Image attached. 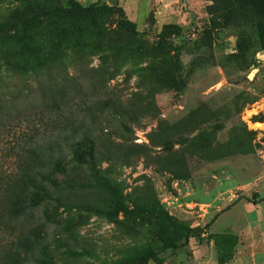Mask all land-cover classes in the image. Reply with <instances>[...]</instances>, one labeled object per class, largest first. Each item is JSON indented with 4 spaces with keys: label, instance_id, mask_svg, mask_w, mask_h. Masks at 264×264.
<instances>
[{
    "label": "rangeland",
    "instance_id": "374dc122",
    "mask_svg": "<svg viewBox=\"0 0 264 264\" xmlns=\"http://www.w3.org/2000/svg\"><path fill=\"white\" fill-rule=\"evenodd\" d=\"M71 1L0 0V35ZM75 1L99 5L0 39V170L16 167L21 144L55 139L61 112L97 116L95 163L68 173L111 182L124 206L52 189L72 228L47 223L44 208L16 222L50 245L22 263L140 264L159 252L165 264H220L233 252L225 264H264V0ZM191 230L187 246L163 251Z\"/></svg>",
    "mask_w": 264,
    "mask_h": 264
},
{
    "label": "trees",
    "instance_id": "16d2710c",
    "mask_svg": "<svg viewBox=\"0 0 264 264\" xmlns=\"http://www.w3.org/2000/svg\"><path fill=\"white\" fill-rule=\"evenodd\" d=\"M99 2L84 6L72 0L66 7H54L31 15L22 14L14 20L15 32L11 35H0V39L15 38L18 28L41 19H58L74 16L79 12L95 10ZM256 23L260 38L261 50H264V11L256 13ZM100 113L105 115L104 111ZM79 118V120H78ZM86 117L61 112L62 128L55 139L21 144L14 149L13 163L16 167L10 171L0 170V264H23L21 252H40L48 257L50 245L36 230L16 229V222L29 221L35 217L37 210L44 208L43 218L49 224L62 226L63 230L72 228V220L63 218L59 213L62 206L59 200L50 194L52 189H96L108 193L118 208H123L124 200L121 190L107 180L95 183L79 182L69 176V170L76 166H88L95 163V145L98 126L101 122L97 116ZM56 202V204H55ZM51 206V208H50ZM72 207H67L70 211ZM213 222V221H212ZM201 231L202 229H196ZM20 232V233H18ZM188 231L181 244L167 243L163 251L176 250L187 246L191 233ZM18 233L17 239L15 234ZM26 233V234H25ZM14 249V250H13ZM234 257L230 252L224 255L220 264H225ZM6 260V261H5ZM167 258L159 252L151 253L140 264H165ZM35 264H49L48 260L34 258Z\"/></svg>",
    "mask_w": 264,
    "mask_h": 264
}]
</instances>
